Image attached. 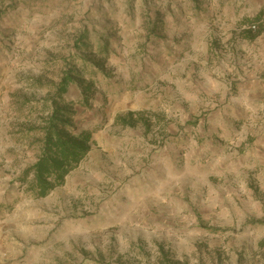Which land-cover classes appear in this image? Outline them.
Wrapping results in <instances>:
<instances>
[{"label":"rangeland","instance_id":"1","mask_svg":"<svg viewBox=\"0 0 264 264\" xmlns=\"http://www.w3.org/2000/svg\"><path fill=\"white\" fill-rule=\"evenodd\" d=\"M258 4L0 0V264H264V30L243 23ZM83 29L112 78L89 106L70 87L93 143L34 199L17 179L40 149L20 131L51 111L41 86Z\"/></svg>","mask_w":264,"mask_h":264},{"label":"trees","instance_id":"2","mask_svg":"<svg viewBox=\"0 0 264 264\" xmlns=\"http://www.w3.org/2000/svg\"><path fill=\"white\" fill-rule=\"evenodd\" d=\"M243 23L249 25L246 38L253 39L264 30L261 16L247 19ZM252 26L256 27L255 31L250 29ZM95 50L96 53H93ZM109 56V45L105 42L95 48L88 30L83 29L75 38L74 49L69 57L62 62L63 70L58 83L42 84L41 88L50 89L45 104H50L51 111L42 116L38 123H30L20 131L27 135L24 138H35L34 143L40 149L36 162L27 167L17 179L19 188L24 189L27 196L46 198L62 186L67 176L87 157L94 132L87 127H78L75 122L78 102L68 100L66 95L72 85H77L82 92L83 104L89 106L94 93L93 85L100 79L109 81L112 78V72L107 66ZM260 245L264 249V240Z\"/></svg>","mask_w":264,"mask_h":264},{"label":"crops","instance_id":"3","mask_svg":"<svg viewBox=\"0 0 264 264\" xmlns=\"http://www.w3.org/2000/svg\"><path fill=\"white\" fill-rule=\"evenodd\" d=\"M262 0H258V2H259V6L261 7L259 10H258V12H257V14L254 16V17H257V16H261L262 15V8L264 7V0H263V2H261ZM229 186H232L233 187V185H229ZM233 189L235 190V188L233 187Z\"/></svg>","mask_w":264,"mask_h":264},{"label":"built area","instance_id":"4","mask_svg":"<svg viewBox=\"0 0 264 264\" xmlns=\"http://www.w3.org/2000/svg\"><path fill=\"white\" fill-rule=\"evenodd\" d=\"M250 29H252L253 31H255L256 30V27L255 26H252V27H250Z\"/></svg>","mask_w":264,"mask_h":264}]
</instances>
